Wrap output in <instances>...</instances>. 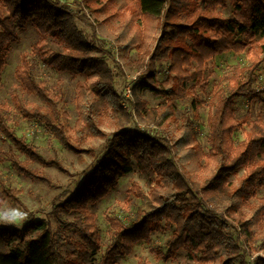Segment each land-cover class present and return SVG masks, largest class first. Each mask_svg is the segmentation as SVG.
Returning a JSON list of instances; mask_svg holds the SVG:
<instances>
[{"label":"trees","instance_id":"16d2710c","mask_svg":"<svg viewBox=\"0 0 264 264\" xmlns=\"http://www.w3.org/2000/svg\"><path fill=\"white\" fill-rule=\"evenodd\" d=\"M85 2L88 7L96 5L94 13L119 20L116 39L126 63L139 74L131 90L134 101L129 104L141 122L162 129L161 138L125 126L131 114L122 107L123 96L117 92L121 67L112 68L96 36L90 38L79 29V13L60 0H0V79L8 47L18 41L19 31L32 24L38 32L34 52L41 61L58 72L96 79L94 88L86 83L77 87L81 112L77 137L81 139L86 129L90 135H103L93 126L103 113L120 125L103 158L66 202L75 204L80 215L73 222L58 218L56 231L45 220H33L24 239L19 231L1 229L0 264H90L101 250L97 204L132 172L150 188L151 202L158 210L136 216L130 225L110 218L114 237L99 264H114L118 257L130 255L137 244L150 242L152 234L172 228L166 250H154L164 261L264 264V256L251 259L252 252L264 254V199L252 202L259 188H264V116L251 121L248 115L241 120L236 110L241 98L264 104V88L256 87L257 72L264 69V57L260 58L264 55V0H130L129 15L112 13L113 0ZM77 4L83 8L85 3ZM230 7L231 14L223 16L220 10ZM255 48L259 52L252 65L234 69L229 89L214 100L208 120L211 149L206 153L194 117L202 105L198 92L208 87L209 61ZM132 50L139 54L138 60L131 59ZM97 52L101 55L95 56ZM166 63L165 78L160 80ZM16 79L22 91L43 104L29 109L16 93L24 117L42 123L70 146L66 136L69 117L59 110L64 93L51 91L46 82L39 81L34 62L27 57L17 68ZM139 92L163 100L151 108ZM185 100H192L195 115L179 119L178 102ZM10 122V112L0 103V139L11 141L33 163L60 168L59 162L46 160L19 138ZM244 124L248 125V138L237 143L233 135ZM9 154L6 159L22 176L51 182ZM244 167L246 174L236 186L229 179ZM3 184L0 176V188ZM68 231L78 234L80 243L72 242Z\"/></svg>","mask_w":264,"mask_h":264},{"label":"rangeland","instance_id":"374dc122","mask_svg":"<svg viewBox=\"0 0 264 264\" xmlns=\"http://www.w3.org/2000/svg\"><path fill=\"white\" fill-rule=\"evenodd\" d=\"M60 1L62 5H67L73 11L79 13L78 15L82 18L78 20L79 29L86 32L90 38L92 35L96 36L98 43L102 45L103 52L106 54L104 58L106 62L112 68L113 66L121 67V70H117V92L123 96L122 107L131 114V120L127 121L125 126L130 129L140 128L151 136L161 138L162 129L155 125L147 126L141 122L135 115V110L129 104V102L134 101V96L132 93H128V89L132 90L133 82L137 80L139 74L126 63L124 52L120 49V43L116 39L115 29L119 26V20L112 21L109 14L94 13L92 8H95L96 5L90 4L88 7L85 0ZM129 1L113 0L112 13L121 11L129 15ZM77 2L85 3L84 7H79ZM231 11L232 7L228 10H220L225 17H228ZM18 38L17 42L8 47L6 53V65L0 79V103L10 112L11 122L9 125L16 130L18 137L24 138L28 144L34 146L46 160H54L60 164V168H58L38 162L33 163L11 141L0 139V176L4 182L3 186H5L0 188V215L11 212H20L23 215L22 219L16 218L11 223H6L0 219V230L19 231L24 239V231L33 220H45L50 224L53 231H56L60 226L58 218L61 217L73 222L80 215L75 204H67L66 202L85 183L93 168L103 158L107 152L110 139L119 130L120 125L110 114L103 113L101 119L96 120L97 124L93 125L103 135H90L88 129H86L84 130L85 135L83 134L81 139L78 138L76 125L81 112L76 102L77 87L79 83H86L90 88H94L96 79L87 80L82 76L74 77L70 73L58 72L41 61L34 52V46L38 41V32L32 24L19 31ZM256 52H259V48L243 53L228 52L209 61V70L206 74L208 87L205 92H198L202 105L196 114L197 117H194L192 100L178 102V118L180 119L186 114L195 118L196 127L200 134V142L206 153L211 149L208 120L214 111V100L221 91L227 92L229 89L234 69L252 65ZM99 55L101 53H95V56ZM26 57L34 62V71L39 81L46 82L51 91L60 89L64 93L65 99L61 102L59 110L69 117L66 136L70 138V146L62 144L57 136L42 123L26 119L18 107L16 93L19 100L29 109L43 106L36 97L22 91L16 79V70L23 64ZM130 57L132 60L140 58L135 50L130 52ZM263 57L264 55L260 56V58ZM162 66L164 70L160 72V80L165 78L168 64ZM262 67H264V64ZM257 76L259 79L256 87L262 89L264 88V69L259 70ZM138 96L142 100H146L151 108L157 107L163 100L151 93L139 92ZM236 110L241 120L248 115L252 116L251 121L259 115L264 116V104H250L243 98L238 101ZM247 132L248 125L244 124L235 131L234 141L237 143L245 141L248 138ZM9 153L16 155L21 163H28L32 171L39 172L38 175L50 179L51 182L31 180L22 176L13 168L11 161L6 159ZM246 171V167L242 168L237 175L231 176L229 180L236 186L239 185V179L246 174ZM7 190L10 192L16 191L17 194L10 193L12 195L9 196L8 193H5ZM149 195L150 188L139 179L136 172H132L123 176L118 186L107 197L98 202L96 224L100 229L101 250L92 257L90 264H99L105 255L106 249L112 243L114 231L109 223L110 218H118L125 225H130L136 216H144L146 213L158 210V207L151 202ZM260 199H264V188H259L258 196L252 202L258 203ZM161 214L165 217L166 212L164 209L161 210ZM247 218H249V215H247ZM165 224L166 221L164 220L163 226ZM173 232L174 228L152 234L150 242L137 244L130 255L118 257L114 264H188L182 260L164 261L154 251L155 248L166 250V245ZM66 235L72 242L80 243V236L73 231H68ZM183 254L185 255L184 252ZM251 255L253 256L251 257L252 260L259 255L264 256L263 253L256 252H252Z\"/></svg>","mask_w":264,"mask_h":264},{"label":"clouds","instance_id":"9594fccd","mask_svg":"<svg viewBox=\"0 0 264 264\" xmlns=\"http://www.w3.org/2000/svg\"><path fill=\"white\" fill-rule=\"evenodd\" d=\"M16 218H21L22 219L23 218L22 213H20V212H11V213H6V214L0 215V219H2L6 223L14 222V220Z\"/></svg>","mask_w":264,"mask_h":264},{"label":"built area","instance_id":"2783aa9c","mask_svg":"<svg viewBox=\"0 0 264 264\" xmlns=\"http://www.w3.org/2000/svg\"><path fill=\"white\" fill-rule=\"evenodd\" d=\"M128 93H131V89H128Z\"/></svg>","mask_w":264,"mask_h":264}]
</instances>
